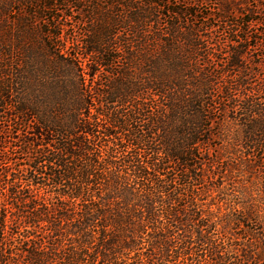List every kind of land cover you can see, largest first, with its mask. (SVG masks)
<instances>
[{
  "label": "trees",
  "instance_id": "trees-1",
  "mask_svg": "<svg viewBox=\"0 0 264 264\" xmlns=\"http://www.w3.org/2000/svg\"><path fill=\"white\" fill-rule=\"evenodd\" d=\"M209 1L0 0V18L80 10L88 25L59 48V18L33 14L52 43L27 63L0 41V264L250 259L228 229L248 209L226 199L222 212L207 193L224 189L208 183L228 123L245 168L264 167V80L251 87L245 62L264 46V0ZM219 30L228 46L216 73L199 60Z\"/></svg>",
  "mask_w": 264,
  "mask_h": 264
},
{
  "label": "rangeland",
  "instance_id": "rangeland-1",
  "mask_svg": "<svg viewBox=\"0 0 264 264\" xmlns=\"http://www.w3.org/2000/svg\"><path fill=\"white\" fill-rule=\"evenodd\" d=\"M176 1V0H173ZM217 2L216 0H210L209 6L212 7V4ZM88 10H83L85 13ZM70 17H65L57 10H49L48 12L40 10H6L0 18V35L4 38L0 41H6L8 43L7 48H11V54L8 57L9 60H15L17 57L21 58L23 63H27L30 59H38V56L30 57L27 56L31 48H37L38 52L41 50L47 49L48 42H52L45 37L42 33V30L45 28L41 23V20H38L34 17L33 14H36L38 18L44 16V18L49 19L52 15H55L59 18L60 24H62V36L60 39L55 40V44L61 48V45L67 44L66 46L69 50L72 48V44L79 39L82 34L88 29V25L83 23L82 11L80 10H68ZM29 18V19H25ZM29 20L32 21L33 28L29 29L27 26H23L22 21ZM3 21V22H2ZM45 25V24H44ZM51 27L45 25L51 32H53V21L50 20ZM18 29V30H17ZM20 30L22 33H20ZM5 31V32H4ZM4 32V33H3ZM19 32V33H18ZM216 35L220 38V43L217 41L205 42L202 46L201 53L204 55V58H200V64H208L210 66L209 70L215 71L217 73L220 70L225 60L224 51L227 49V46L224 43L226 35L219 30ZM17 36H21V51H17L16 46L14 45L17 41ZM254 45V43H251ZM54 52H57L54 45L50 47ZM31 51V50H30ZM18 55V53H20ZM33 52V51H32ZM37 54V53H36ZM39 55V53L37 54ZM7 57V56H6ZM247 60L245 61L248 67L247 73L250 74L252 83L251 87L260 86V82L264 80V46L257 44L254 48H249L246 51ZM18 58V59H19ZM7 123L0 122V130L6 128ZM218 126H214V129ZM235 124H226L223 126V132L219 139L213 140V146L215 151L213 155H221L222 159L219 160L217 168H215L214 173L216 174V179L209 181V186H215L222 184L224 189L219 192L209 191L207 193V199L211 203H218L220 205L221 211L229 206L225 201L233 204L234 202L243 205L249 211V216L242 213L243 209L232 214L234 218L244 222L245 226L242 225H232L229 226V230L232 231L233 236L236 238V243L238 246H245L248 254L250 256L249 260H244L243 264H264V167L263 169L255 168L248 170L245 168L246 165L243 163L246 160H250L248 157L245 158L242 153L241 147H235L233 144V137L236 134L234 132ZM216 130V129H215ZM225 144L226 149H219L220 143ZM3 151L7 150V145L0 146V156H2ZM241 151V153H240ZM243 158L242 160L239 158ZM241 160V161H240ZM243 161V162H242ZM245 165V166H244ZM1 162H0V173L1 171ZM215 184V185H214ZM221 202V203H220ZM223 204V207H221ZM214 206V205H213ZM234 206H237L234 204ZM250 208V209H249ZM247 231L250 236H247ZM251 234L254 236H251Z\"/></svg>",
  "mask_w": 264,
  "mask_h": 264
}]
</instances>
